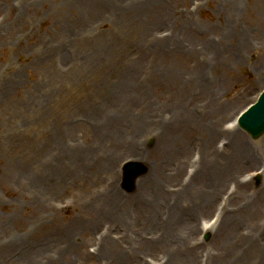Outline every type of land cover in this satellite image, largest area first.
Masks as SVG:
<instances>
[{"label": "rangeland", "instance_id": "1", "mask_svg": "<svg viewBox=\"0 0 264 264\" xmlns=\"http://www.w3.org/2000/svg\"><path fill=\"white\" fill-rule=\"evenodd\" d=\"M263 88L264 0H0V264H218L225 244L253 264L263 160L234 159L206 208L169 192L198 168L201 127L229 128ZM236 130L235 144L264 153V133ZM228 137L209 138L220 162ZM127 159L147 166L130 192ZM149 179L163 193L153 226L121 195ZM243 181L250 197L223 210Z\"/></svg>", "mask_w": 264, "mask_h": 264}, {"label": "bare ground", "instance_id": "2", "mask_svg": "<svg viewBox=\"0 0 264 264\" xmlns=\"http://www.w3.org/2000/svg\"><path fill=\"white\" fill-rule=\"evenodd\" d=\"M229 128H232V129H229ZM229 128H225L223 126L220 127L218 125L213 126L211 124L210 125L205 124V125H203V127H201L200 134L203 136V138H202L203 140H202V143H200V145L202 146L203 142H204V147L202 149L203 154L201 155V157L199 158V161H198V168L195 169L194 172H191V174L189 176V180L187 182H185V183L177 182L176 192H173V193L169 192L171 194L170 195L171 199H175V198L181 196L184 198L183 201L185 203L187 202L188 204L189 203L190 204H200L199 205L200 208H203V207L206 208L209 204V199H210L211 195L213 193H216V192L222 190L224 184L226 182H230L231 178H233V173L231 172V165H232V162L234 159L236 160L237 158H242L243 155L246 154L247 158H250L251 160H255V158H257L259 160L264 161V159H263L264 157L263 158H261L262 156L260 157V155L262 154L261 152L259 155L257 150L255 151L252 149H248L247 146H244V147H246L245 149L242 148L241 145H246V144H241L242 141H240V144H237V141H236V144H235L234 135H237V130H236V126H235L233 121L231 122V126ZM217 132L220 134H227L228 136H230V139H229V137L227 139L231 140V142L230 141L227 142V145L229 147L233 146L231 148L232 150L230 151V153L227 155L225 154L226 156L221 160V162L216 157L221 156V154H224L223 152H225L226 148H223L220 151L219 150L211 151L210 147H209V138H211L213 133L216 134ZM204 137H205V140H204ZM182 144H183L182 147L179 149L178 148L175 149L173 147L170 148V152L173 151V155H171L173 160L179 159L177 157V155L178 154L181 155V153H183V151L185 149L184 148L185 143H182ZM260 146L261 147L259 148V150H263V152H264V144L261 143ZM181 150H183V151L181 152ZM262 155L264 156V153ZM173 160H171L172 163H173ZM177 163H178V160H177ZM180 168L185 169L184 164H180L179 169ZM186 173H187V171H186ZM197 177H198V181H195V182L193 181L191 183L193 178H197ZM173 180H175V177H171L169 181H173ZM247 185H248L247 181L240 182L237 186V189L234 188V190H232L230 193L226 194V198L222 197L223 198L222 199L223 200V205H222L223 210H225V208H227L229 201H231L230 200L231 197H234L235 195H239L241 198H245V199L250 197V196L246 195L244 192L245 187H247ZM153 187H155V182H153L150 179L148 181H144V182H141L140 180H138L137 190H136L135 194H133L131 196H125V195L121 194L122 197H126V199L128 197H130V200H133L132 203H136V206H138L141 209L142 213L145 214L144 219L146 221L150 220V224L152 226L154 225V223L155 224L157 223L156 222L157 221L156 212L159 209L158 207H159V202H160L158 198L163 199V193L161 191H157V193H155L158 196V198H157L158 200L152 198L153 193L150 190V188H153ZM238 192H240V193H238ZM149 194H151V195H149ZM263 194H264V192H263ZM145 196L149 197V198L145 199ZM122 197L120 196V198L118 199L119 202L124 201L123 200L124 198H122ZM242 201H243V203L241 204V207H242L241 210L242 209L245 210V208H247V206H249V204L246 200L245 201L242 200ZM124 202H126V200ZM172 206L170 204L169 212L170 211L171 212L168 215V217L173 216V214H175L174 213L175 210L178 211V213H179V215H181V217H183L184 210L180 209L179 204H178V206L174 205V204ZM110 207H112V206L108 207L109 210H111ZM174 208H175V210H173ZM112 209H114V207H112ZM252 209H253V206L251 208H249L248 211L252 210ZM201 210H203V209H201ZM233 217H234V219L236 218L235 216H231L230 219H233ZM176 218H178L177 215H176ZM227 219H229V218H226L224 220L222 218L219 221V223L217 222L218 225L222 224L221 230H219V227H218L219 234H216V237H218V241L222 239V237H223L222 235L228 233L226 231L228 226H225V224L228 221ZM215 225H217L216 222H215ZM215 225H213V226H215ZM223 226H225L224 230H223ZM202 228L204 231L205 230H211V227L207 223H204L202 225ZM170 232H169V234H170ZM170 236L175 237V234L171 233ZM175 239H176V237H175ZM253 244H254V249H253V252L251 254L252 256L250 255L251 256L250 258L253 259V264H264V259L262 258V256H263L262 254L264 252V245H263L264 241L261 245H259V243L254 240L251 242V245H253ZM225 247L228 250L227 255H228V258H230V261L228 262L226 259H224L222 262H220L218 264H228V263H230V264H247V259L245 261H243V257H242L241 252L238 255H235L234 253H229L230 248H231V244H229V245L225 244ZM104 252L106 253L105 249H104ZM116 255H117V253H116ZM215 264H217V263H215Z\"/></svg>", "mask_w": 264, "mask_h": 264}, {"label": "water", "instance_id": "3", "mask_svg": "<svg viewBox=\"0 0 264 264\" xmlns=\"http://www.w3.org/2000/svg\"><path fill=\"white\" fill-rule=\"evenodd\" d=\"M258 101L249 104L239 118V126L246 131L252 139L259 138L264 132V90ZM147 171V167L140 161H127L123 166V187L132 191L135 180ZM258 183V181L256 182ZM209 234L206 235L208 239Z\"/></svg>", "mask_w": 264, "mask_h": 264}]
</instances>
